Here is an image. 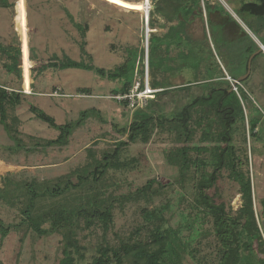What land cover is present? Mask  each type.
Returning <instances> with one entry per match:
<instances>
[{
	"label": "rangeland",
	"instance_id": "rangeland-1",
	"mask_svg": "<svg viewBox=\"0 0 264 264\" xmlns=\"http://www.w3.org/2000/svg\"><path fill=\"white\" fill-rule=\"evenodd\" d=\"M15 1L17 2L14 14V8L1 5L0 0V42L5 45L14 44L15 33L18 32L23 42V60L26 65L33 64L30 57L31 46L34 47L38 59L36 66L24 73L22 80L15 71L10 72L4 66V62L9 58L3 57L0 60V80L12 84L10 91L14 89L24 94V86L28 93H25L27 96H23L17 105L8 104L6 124L10 127L9 130L2 122L0 114V186H3L1 178L5 173H9L16 181L35 178L50 187L66 180L68 176L77 181L75 171L90 162L92 157H100L106 151L112 152L115 143L124 136L119 129L131 122L127 107L113 98L123 82L121 79H112L107 74H101L96 69L40 70V65L48 62L54 55L60 58L68 55L77 60L92 62L97 68L108 73L124 64L130 57L128 49L135 48L138 50L136 68L143 66L145 72L149 36L153 33L149 30L142 31L141 27L150 26L146 18L150 19L155 7L151 2L150 13L144 15L141 11L142 0H8L9 3ZM210 1L214 3L216 0ZM217 2L218 10L210 12L208 27H205L211 42V46L206 44L205 49L211 56V49L213 50V60H217L223 70L225 66L239 77L247 72V51L237 47L227 54L226 50L228 45L231 49L238 37L244 34L228 16L221 15L219 11L223 8L228 10L259 46L264 45V36H260L256 27L249 23L252 14L240 11L242 0ZM155 17L158 18V23L164 21L158 15ZM163 24L157 26L162 30L156 32L157 34H164L169 30V27ZM81 25L89 26L86 33H82ZM191 31L196 38L203 36V27L199 21L194 22ZM156 33L154 32L155 36ZM82 43L87 50L86 54L82 51ZM143 49L142 61L139 56L142 57ZM170 54L172 57L177 55L180 70L177 73L173 71L172 59L170 80L165 81L169 86H166L184 85L205 77L204 66L200 69V65L184 55L181 49L170 51ZM240 56L244 63L237 66L236 61ZM228 78L226 72L225 79L229 80ZM242 83L251 99L249 102L245 101L247 125L248 120L257 115L264 119V52L254 59L252 72ZM83 88H90L91 93L83 92ZM201 90L200 85L194 84L191 86V92L180 93L179 100L178 95L171 93L160 98L155 96L153 109L156 119L160 113L170 115L177 111L189 101L190 93L197 95ZM31 92L33 93L30 94ZM60 92L67 96H61ZM32 104L54 116L57 123L77 121L83 111H94L92 110L84 122L74 130L67 145L44 148L42 145L37 146V143L57 138L59 131L36 118L30 110ZM261 126L264 128V120ZM149 128L150 137L146 142L139 138L121 150L117 166L111 167L105 174L101 187L108 193L120 196L135 192L152 179L156 181L154 189L161 184L165 185V193L148 207L170 204L171 209L167 213L169 223L174 227L182 225L185 238H194L192 245L198 250L197 256L205 258L208 262L215 250L212 223L207 222L198 210L192 209L196 197L193 181L188 182L186 187L176 182L178 168L170 165L166 156L174 137L167 132L158 131L156 120ZM262 133V139H253L252 153L250 140H247V143L244 141L242 128L235 136V143L241 148L239 151L248 146L254 208L264 232V131ZM200 136L201 130H198L194 140L198 141ZM208 170L211 171L212 168L209 167ZM221 172L217 185L209 192L218 202H225L228 208L236 211L243 203L239 184L229 178L227 170L223 169ZM199 174L196 173L197 178ZM191 175L195 176V173ZM71 193L75 194L74 191ZM50 201L52 198L48 196L41 197L37 201V207H45ZM24 204V198L20 199L17 205L5 202L0 204V220L5 224H13L4 239L0 234V264H59L64 256L63 235L60 232L38 235L23 221L25 216L21 208ZM145 206L144 200L126 201L123 205L116 202L113 223L108 231H105L99 222L91 228L85 227L83 222L78 230V239L85 257L77 264H90L98 254L99 246L106 242L114 244L119 237L127 239L135 236L137 227L144 223ZM202 231L212 232L202 234ZM146 235L147 230L142 228L139 232L140 238L144 240ZM185 264L199 263L189 256Z\"/></svg>",
	"mask_w": 264,
	"mask_h": 264
},
{
	"label": "trees",
	"instance_id": "trees-1",
	"mask_svg": "<svg viewBox=\"0 0 264 264\" xmlns=\"http://www.w3.org/2000/svg\"><path fill=\"white\" fill-rule=\"evenodd\" d=\"M150 1L155 9L149 19V25L154 28L164 23V26L169 27L164 34L155 36L152 32L153 34L149 36L150 76L152 73V79L157 80L152 85L163 88L156 93V96L160 98L171 93L178 95L177 100H179L180 93L191 92V86L194 84L201 86V93L197 95L190 93L189 101L177 111L170 115L160 113L157 119L153 109L154 102H156L154 98L149 99L144 108L135 110L128 108L126 101L120 102L129 110L131 122L128 126L119 129L126 137L122 136L123 139H118L112 152L106 151L100 157H92L85 166L78 168L75 171L77 181L68 176L66 180L59 181L52 187L35 178L32 180L23 178L16 181L9 173H5L1 178L3 186H0V204L5 202L17 205V202L24 198L25 204L21 208L25 216L23 221L27 222L33 231L38 235H52L56 232L63 235L64 256L59 264H77L81 258L85 257V254L81 252L82 244L78 239V230L83 222L87 228L99 222L102 228L108 231L113 223L116 202L123 205L131 200H144L146 204L143 207L144 223L137 227L135 236L132 235L127 239L119 237L114 244L106 242L100 245L98 254L90 264H185L189 256L199 264H264V256H262L264 255V232L254 208V187L249 171L248 146L246 145L243 151H239L241 148L239 149L235 143V136L242 128L244 141L247 143V140H250L252 153L253 139L260 140L263 137L264 128L261 123L264 119L257 115L248 120L246 125L245 101L249 102L250 95L242 82L238 93L232 89L231 82L225 79L226 72L234 79L240 76L237 77L225 66L226 71L223 70L221 64L213 60L212 49L213 56L206 52L205 46L210 45L211 42L205 27H208L210 12L214 13L218 10V2L217 0L214 3L210 0ZM16 2L9 3L8 0H1V5L14 8L15 14ZM240 11L252 14L249 23L255 26L257 33L263 37L264 0H242ZM219 13L228 16L240 26L244 34L238 37L239 39L235 45L231 46V49L229 45L227 46V54L237 47H240V50L245 48L248 64V59L260 46L228 10L223 8ZM156 15L165 21L158 23ZM195 21H199L203 27L201 38H196L192 34L191 27L194 26ZM88 28L89 26L81 25L82 33H86ZM15 34L14 44L5 45L0 42V60L3 57L9 58L7 62H4V66L10 72L15 71L22 80L21 38L18 32ZM262 43L264 44L263 41ZM176 49H181L184 55L191 57L189 59L195 60L201 66H199L200 69L204 66L205 77L184 85L171 84V87H168L165 81L170 80L172 59L173 71L177 73L180 70L177 55L174 54L172 57L170 54V51ZM30 50L33 64L26 65L23 60L24 73L35 67L38 59L33 46ZM82 51L87 53L83 43ZM128 51L130 54L128 60L108 73L104 69L97 68L92 62L77 60L68 55L63 58L54 55L48 62L40 65V70L48 68L58 71L68 68L96 69L112 79H121L123 84L115 94L125 93L134 84L136 70L144 74L143 66L140 69L136 68L138 50L129 48ZM140 59L144 60V49L142 57L139 56ZM243 60L240 56L236 65H243ZM10 88H12L11 83L0 80V114L7 130L10 129L6 124L8 104L15 106L23 96H27L14 89L10 91ZM60 90L63 91L61 88ZM82 91L91 93L90 88H83ZM61 93V96L66 97L63 92ZM30 110L36 118L45 121L50 127L59 131L57 138L46 140L41 144L37 143V146L42 145L47 148L67 145L74 130L84 122L93 109L83 111L79 120L65 123H57L54 116L36 105L32 104ZM154 120H156L158 131L167 132L174 137L166 156L168 163L178 168L179 175L176 182L186 187L188 182L193 181L196 197L192 209L198 210L207 222L212 223L215 250L208 262L205 258L197 256L198 250L192 245L194 238H185L182 225L174 227L169 223L167 213L171 209L170 204L148 207L165 193V185L161 184L154 189L156 181L152 179L135 192L120 196L108 193L105 188L101 187L105 174L111 167L117 166L121 150L139 138L145 142L149 139V126ZM198 130H201V136L196 141L194 139ZM90 153L93 155L92 152ZM209 167L212 168L211 171L208 170ZM223 169L228 171L231 180L239 184V193L243 203L236 211L228 208L225 202H218L217 198L209 192L217 185ZM197 172L200 173L199 178L196 176ZM193 173L195 176L191 175ZM79 189L81 190L76 192ZM180 195L183 197V194L180 193ZM46 196L52 198V201L45 207L38 208L37 201ZM12 227L13 224H5L0 220L2 239L9 234ZM142 228L147 230L144 240L139 236ZM212 231H202V234H209Z\"/></svg>",
	"mask_w": 264,
	"mask_h": 264
},
{
	"label": "built area",
	"instance_id": "built-area-1",
	"mask_svg": "<svg viewBox=\"0 0 264 264\" xmlns=\"http://www.w3.org/2000/svg\"><path fill=\"white\" fill-rule=\"evenodd\" d=\"M150 4H151V1H150ZM146 21L148 24L149 23L148 18H146ZM21 41H22V38H21ZM148 56H149V45L147 48V61H146V68H145L144 74H140L139 71L136 70L135 77H134V84L129 89V91L125 93H117L113 95V98L116 99L118 102L126 101L128 108H131L132 110H135L137 108H144L148 104L149 99L154 98L157 92L163 90V88H157L152 85V83L157 82V80H153L149 74ZM30 57H31V54H30ZM22 61H23V42H21V58H20V67L22 69V78H23L24 68L22 65ZM31 76H32V71H31ZM228 77H229L228 79L230 80L232 84V89L239 93V85H241V82H239L237 79L232 78L230 75H228ZM23 84H24V81H23ZM22 91L28 94L24 86H23ZM32 93L33 92H31L30 94ZM59 94L62 95L61 92Z\"/></svg>",
	"mask_w": 264,
	"mask_h": 264
},
{
	"label": "bare ground",
	"instance_id": "bare-ground-1",
	"mask_svg": "<svg viewBox=\"0 0 264 264\" xmlns=\"http://www.w3.org/2000/svg\"><path fill=\"white\" fill-rule=\"evenodd\" d=\"M141 11L144 15L150 13V0H148V2H147V0H142ZM145 28H147V29H145ZM159 28L160 27H154V28H152L151 26L146 27L145 25H142V27H141L142 31L149 30V32H160V31H162ZM148 67H149V74H150V51H149V56H148Z\"/></svg>",
	"mask_w": 264,
	"mask_h": 264
},
{
	"label": "water",
	"instance_id": "water-1",
	"mask_svg": "<svg viewBox=\"0 0 264 264\" xmlns=\"http://www.w3.org/2000/svg\"><path fill=\"white\" fill-rule=\"evenodd\" d=\"M148 2V0H147ZM261 52H264V45L263 46H260V48L258 50H256L249 58V61H248V66H247V72L246 74H243L241 75L237 80L239 82H242L243 80L247 79L251 72H252V63H253V59L258 55L260 54Z\"/></svg>",
	"mask_w": 264,
	"mask_h": 264
},
{
	"label": "crops",
	"instance_id": "crops-1",
	"mask_svg": "<svg viewBox=\"0 0 264 264\" xmlns=\"http://www.w3.org/2000/svg\"><path fill=\"white\" fill-rule=\"evenodd\" d=\"M235 18V17H234ZM229 19V18H228ZM236 19V18H235ZM237 20V19H236ZM238 21V20H237ZM233 22V21H232ZM239 22V21H238ZM235 23V22H234ZM240 23V22H239ZM235 25H237L236 23H235ZM241 25V24H240ZM238 26V25H237ZM239 28H240V26H238ZM241 27H242V25H241ZM241 31H242V29H241ZM225 68V67H224ZM225 70V69H224ZM226 71V70H225Z\"/></svg>",
	"mask_w": 264,
	"mask_h": 264
},
{
	"label": "flooded vegetation",
	"instance_id": "flooded-vegetation-1",
	"mask_svg": "<svg viewBox=\"0 0 264 264\" xmlns=\"http://www.w3.org/2000/svg\"><path fill=\"white\" fill-rule=\"evenodd\" d=\"M232 21V20H231ZM234 23V22H233Z\"/></svg>",
	"mask_w": 264,
	"mask_h": 264
}]
</instances>
